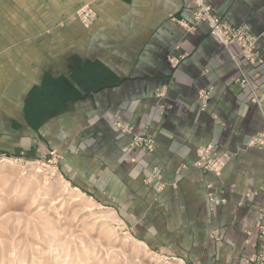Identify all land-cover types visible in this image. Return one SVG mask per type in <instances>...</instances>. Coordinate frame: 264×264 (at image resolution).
I'll list each match as a JSON object with an SVG mask.
<instances>
[{
    "label": "crops",
    "instance_id": "obj_1",
    "mask_svg": "<svg viewBox=\"0 0 264 264\" xmlns=\"http://www.w3.org/2000/svg\"><path fill=\"white\" fill-rule=\"evenodd\" d=\"M204 2L258 37L262 68L244 65L251 84L264 86V0ZM85 6L95 13L87 27L76 17ZM193 7V0H0V155L57 151L67 182L118 213L152 252L184 264H253L264 250L256 228L264 148L244 142L264 131V107L236 84L227 50L205 21L195 24ZM229 51L239 54L234 44ZM115 118L152 137V150L131 146V136L112 128ZM211 143L230 157L218 176L194 166L196 150ZM153 168L161 191L143 181ZM209 193L223 203L210 205Z\"/></svg>",
    "mask_w": 264,
    "mask_h": 264
},
{
    "label": "rangeland",
    "instance_id": "obj_2",
    "mask_svg": "<svg viewBox=\"0 0 264 264\" xmlns=\"http://www.w3.org/2000/svg\"><path fill=\"white\" fill-rule=\"evenodd\" d=\"M48 156L0 155V264H184L135 240L108 206L78 197L62 156Z\"/></svg>",
    "mask_w": 264,
    "mask_h": 264
},
{
    "label": "built area",
    "instance_id": "obj_3",
    "mask_svg": "<svg viewBox=\"0 0 264 264\" xmlns=\"http://www.w3.org/2000/svg\"><path fill=\"white\" fill-rule=\"evenodd\" d=\"M194 7L193 17L195 24L205 21L208 25V33L210 36L217 38L220 43L227 50L231 62L238 70V78L236 84L245 89L250 94V102L254 104L258 109L262 110L264 107V86L255 88L250 80V71L246 68L244 63H247L252 67L253 71H260L262 65L259 62V54L256 48L258 37H256L246 25L232 26L220 15L213 11V9L207 5L204 0H193ZM77 19L84 25L89 26L95 17V13L88 7H82L76 12ZM194 25L188 27V31H192ZM234 44L239 49V54L234 55L229 51V46ZM213 92L212 87H208L199 93L196 106L199 112H205L208 107V102ZM163 94L158 92L156 97L162 98ZM163 106H159L158 111L163 112ZM112 128L119 133V135L131 136V146L140 148L144 151H151L153 148V139L148 135L137 136L133 133V127L121 121L120 118H115L111 121ZM245 147L264 148V131L251 136L244 142ZM197 161L194 166L201 169L204 172L213 173L214 175H220L221 171L225 167L229 160V155L219 154L218 146L216 143L208 144L204 147H200L196 150ZM49 160L57 161L58 156L55 151H50ZM143 181L145 184L152 185L156 191L163 189L161 172L157 168L151 169L144 175ZM207 202L214 206L223 203L221 199L216 198L212 194H207ZM264 209H262L258 216L256 228L258 230L259 237L264 235ZM253 264H264V250L260 251Z\"/></svg>",
    "mask_w": 264,
    "mask_h": 264
},
{
    "label": "bare ground",
    "instance_id": "obj_4",
    "mask_svg": "<svg viewBox=\"0 0 264 264\" xmlns=\"http://www.w3.org/2000/svg\"><path fill=\"white\" fill-rule=\"evenodd\" d=\"M9 161V160H8ZM9 163V162H8ZM64 191V190H63ZM77 193H78V197L79 196H83V194L82 193H80L79 191H77ZM76 201V200H75ZM78 201V200H77ZM181 262V261H180ZM182 263V262H181Z\"/></svg>",
    "mask_w": 264,
    "mask_h": 264
}]
</instances>
